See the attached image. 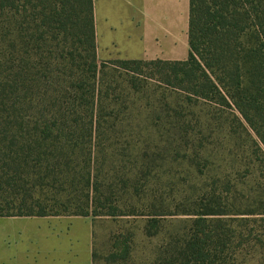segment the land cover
<instances>
[{
  "label": "trees",
  "instance_id": "16d2710c",
  "mask_svg": "<svg viewBox=\"0 0 264 264\" xmlns=\"http://www.w3.org/2000/svg\"><path fill=\"white\" fill-rule=\"evenodd\" d=\"M189 47L183 60H100L95 0H0V217L95 216L93 205L106 201L118 204L108 215L120 214L124 195L115 186L148 165L125 173L107 161V135L116 134V122L106 127L103 114L100 75L108 66L236 111L256 136L249 174L264 179V0H190ZM256 188L246 209L236 197L234 212L206 193L172 229L150 213L143 232L159 239L150 257L135 258L128 244L112 257L123 264H264V182ZM144 201L165 206L156 194Z\"/></svg>",
  "mask_w": 264,
  "mask_h": 264
},
{
  "label": "rangeland",
  "instance_id": "374dc122",
  "mask_svg": "<svg viewBox=\"0 0 264 264\" xmlns=\"http://www.w3.org/2000/svg\"><path fill=\"white\" fill-rule=\"evenodd\" d=\"M100 76L105 87H111L108 94L107 88L104 90L105 126L116 122V134L107 135L108 163L121 165L125 173L142 164L148 168L143 174L133 171L134 181H128V185L120 179L115 186V191L124 195L119 202V215H108L112 206L118 205L116 202L93 205L92 211L98 214L91 216L94 264H123L112 253L122 252L126 244L135 258L150 257L159 241L147 238L143 232L150 213H160L166 228L172 229L183 224L190 216L187 211L197 209L206 193L215 192L233 212L238 209L232 205L236 197L242 209L253 203L259 195L256 183L264 179L249 174L256 136L236 111L204 100H190L121 68L108 66ZM134 182L136 188L132 186ZM103 189L106 193L107 188ZM130 193L133 205L127 201ZM148 194L162 198L165 206L145 207ZM60 219L52 221L68 226L69 233L74 234L72 240L62 239V247L76 248V264H89L84 238L88 218Z\"/></svg>",
  "mask_w": 264,
  "mask_h": 264
},
{
  "label": "crops",
  "instance_id": "0c3cea01",
  "mask_svg": "<svg viewBox=\"0 0 264 264\" xmlns=\"http://www.w3.org/2000/svg\"><path fill=\"white\" fill-rule=\"evenodd\" d=\"M189 18L190 0H95L98 57L186 59ZM68 217L88 218L85 251L94 264L93 218L76 215L0 217V264H76V248L62 247L74 234L52 221Z\"/></svg>",
  "mask_w": 264,
  "mask_h": 264
}]
</instances>
